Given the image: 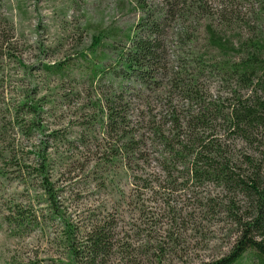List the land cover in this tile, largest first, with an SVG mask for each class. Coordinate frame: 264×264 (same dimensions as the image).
Masks as SVG:
<instances>
[{
	"label": "rangeland",
	"instance_id": "obj_1",
	"mask_svg": "<svg viewBox=\"0 0 264 264\" xmlns=\"http://www.w3.org/2000/svg\"><path fill=\"white\" fill-rule=\"evenodd\" d=\"M142 6L171 13L163 30L162 69L146 87L110 75L117 53L127 46L126 36L143 17ZM209 26L235 50L247 40L264 44V0H0L5 91L0 121L6 141L13 142L15 162L22 166L36 167V156L47 143L59 213L49 212L39 179L19 177L10 165L5 167L0 178V264H72L66 222L75 227L77 246L95 222L112 227L115 248L106 264H207L228 254L239 236L235 219L249 203L238 191L186 180L180 161L169 164L171 145L164 146L162 139L174 138V117L184 141L186 120L203 106L216 103L225 112V98L247 94L218 67L236 63L241 53L211 48ZM96 36L101 43L92 51ZM57 64L63 74L43 71ZM94 67L107 72L96 70L93 76ZM193 77L198 79L195 86L189 82ZM20 94L41 104L42 133L33 130L24 136L9 122L5 105L20 100ZM186 94L198 98L186 101ZM106 99L123 119L111 132ZM208 115L206 126L194 133L219 144L247 172L245 157L259 160L258 143L231 134L213 111ZM20 120L30 117L21 115ZM55 132L58 141L49 137ZM125 137L140 140L142 160L110 164L108 144ZM17 211L37 217L36 223L17 229L9 222Z\"/></svg>",
	"mask_w": 264,
	"mask_h": 264
},
{
	"label": "trees",
	"instance_id": "obj_2",
	"mask_svg": "<svg viewBox=\"0 0 264 264\" xmlns=\"http://www.w3.org/2000/svg\"><path fill=\"white\" fill-rule=\"evenodd\" d=\"M141 9L143 17L135 26L134 33L126 36L127 46L117 53L116 67L111 70L110 75L121 81L135 80L146 87L156 82L154 80L156 73L162 69L163 30L171 13L144 10L143 6ZM206 34L211 48L221 51L234 50L241 53V57L236 63L227 62L218 67L237 87L246 90L247 94H231L230 97L225 98L224 101L228 103L225 112L216 103L203 106L199 113L186 120L185 127L189 134L184 141L179 140L180 125L177 124L178 120L174 117V130L176 131L173 134L174 138L168 139L162 136L163 143L164 146L171 145V149L168 151L169 164L172 165L180 161L179 164L183 167L182 171L187 176L186 180L213 183L228 191H238L249 203L242 216L235 219L240 230L232 249L226 256L207 264H264V176H261L262 163L264 162V44L259 41L247 40L239 48L240 50H235L231 44H228L230 42L222 39L212 27L206 28ZM100 43V36L93 37L91 50L99 47ZM201 63L204 65L203 62ZM16 64L21 66L20 61L16 60ZM62 67L61 64L44 66L43 71L63 74ZM93 69V76H96L97 71L101 74L107 72L101 67ZM197 81V77L189 80L191 86H195ZM2 84L3 76L1 74L0 96L5 92ZM20 97L21 99L13 104L6 106L2 103L5 105V113L10 116L9 122L15 126L17 133L27 137L33 130L42 133L44 129L41 122L38 121L40 114L43 113L41 104L30 100L29 96L20 94ZM197 98V94H186L185 99L186 101H196ZM111 103L110 99H106L104 105L106 123L110 132L116 129V124L123 120ZM211 111L227 122V128L231 134L250 143H258L260 161L245 157V163L249 167L247 172L240 166H236L219 144L214 145L213 141L206 142L197 133H194L195 128L206 126L207 119L209 120L208 112ZM5 113L3 114L5 115ZM21 115L30 117V120L27 122L20 120ZM210 116L212 118V115ZM119 132L124 133L123 130H119ZM5 133L7 131L4 123L0 121V178L5 177V167L10 165L12 171L18 173L19 177L27 175L39 179L40 189L49 212L59 216L58 195L53 183L50 182L47 164V143L42 144L41 151L36 156V159H39L36 167L22 166L15 162L13 142L6 141ZM56 134V132L52 133L49 137L58 141L59 137ZM106 150L109 153L107 156H103H106L110 164H113L112 161L117 159L124 161L125 164L132 162L133 159L139 162L142 160V153H144L140 140H135L133 137H125L124 142L118 140L113 145L108 144ZM162 170L166 172L165 168ZM167 173L169 172L167 171ZM16 213V217L9 218V222L14 223L17 229H25L36 223L37 217L30 218L20 211ZM64 227L66 248L72 264H106L115 248L112 227L109 224L106 222L92 224L84 234V240L78 246L74 239L75 227L68 222Z\"/></svg>",
	"mask_w": 264,
	"mask_h": 264
}]
</instances>
